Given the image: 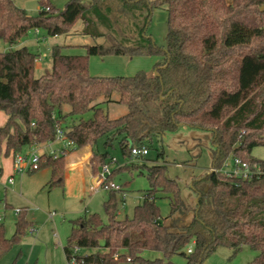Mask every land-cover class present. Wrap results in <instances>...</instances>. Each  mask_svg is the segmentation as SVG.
Listing matches in <instances>:
<instances>
[{
	"label": "trees",
	"instance_id": "16d2710c",
	"mask_svg": "<svg viewBox=\"0 0 264 264\" xmlns=\"http://www.w3.org/2000/svg\"><path fill=\"white\" fill-rule=\"evenodd\" d=\"M122 1L142 5L146 0ZM147 2L151 9L167 6L166 47L142 36L149 9L138 40L129 44L111 32L101 33L106 43L79 45L84 54L63 52L77 45L57 44L51 49V67L38 76L39 54L26 45L0 52V111L8 115L0 126V154L14 156L25 148L53 142L60 127L72 145L56 156L42 153L32 172L50 168L46 185L63 187L67 152L86 145L93 149L105 136L106 150L93 149L90 159L91 172L97 176L112 158L108 148L120 137L122 155L131 162L113 169L114 176L140 170L141 165L132 160L133 146L148 147L155 136L188 125L213 132L211 167H220L232 156L264 164V159L253 155L256 146L264 147V11L260 9L264 0ZM38 4L39 12L31 15L15 0H0V39L14 45L31 29H43L50 36L68 35L79 20L85 23L83 33L89 34L97 19L86 15H97L95 2L68 0L61 9L51 0H38ZM114 55H160L163 62L133 75L90 72L92 56ZM115 92L128 111L112 118L99 99L109 101ZM88 112L92 115L86 118ZM143 167L140 173L146 174L150 186L132 217L118 218L117 190L110 189L104 203L107 221L98 213L71 221L64 246L69 264H148L152 260L141 255L147 249L163 253L164 258L153 260L155 264H175L171 258L178 252L186 264H203L219 246L230 247L233 254L249 246L258 254L247 264H264V174L239 180L210 171L194 179L198 196L194 216L182 230L174 231L161 221L156 198L159 192L166 194L169 216H173L182 206L181 187L167 175L166 164ZM32 227L22 209L10 238L0 222V258ZM75 247L96 250L74 253Z\"/></svg>",
	"mask_w": 264,
	"mask_h": 264
},
{
	"label": "rangeland",
	"instance_id": "374dc122",
	"mask_svg": "<svg viewBox=\"0 0 264 264\" xmlns=\"http://www.w3.org/2000/svg\"><path fill=\"white\" fill-rule=\"evenodd\" d=\"M51 1L61 9L68 0ZM83 1L95 2L97 5V15L86 13L89 17L97 16V19L93 20L89 34L83 33L85 26L83 20H79L68 35L50 36L43 29H38V32L35 31L36 29H31L14 45L0 39V52L26 45L30 50L39 54L36 65L40 61L43 69L50 68L51 49L57 44L106 43V37L98 34L108 32L126 40L129 44L133 43L139 38L140 28L144 24L149 9L152 10L151 15L146 20L142 36L150 37L156 45L166 47L168 37L166 5L152 6L151 9L148 0L142 5L140 2L131 4L122 0ZM15 2L31 15H36L39 12L38 0H15ZM78 31L81 33L76 34ZM65 49L84 50L81 46L65 47ZM96 58L105 64L104 68L115 75H133L141 70L151 71L156 63L163 62V57L160 55L133 58L114 55ZM98 69L100 68L98 67ZM92 71L95 69L93 68ZM40 72L41 70L36 66V75H39ZM118 98L119 94L115 92L109 101H105L104 98L99 99L102 107L112 118L120 117L128 111L126 105L118 102ZM65 109L67 110L68 107ZM91 115L92 112H88L85 117ZM213 136L211 130L182 125L175 131L167 132L165 136H155L149 143L146 158L133 160L141 165L140 170H144L145 164H166L167 175L178 181L181 187L182 206L176 214L169 216L170 204L166 194L159 192L156 198L161 209V221L174 231L182 230L194 216L198 196L192 187V182L211 171ZM105 140V136L101 137L93 149L103 153L106 150ZM119 140L120 137L115 138L113 146L108 148L110 156L115 157L118 161L111 165L112 168L119 167L126 161L120 150ZM60 144L62 143L57 140L53 146L54 149H60ZM40 147L42 148V146ZM82 148H77L66 154L67 164L63 187L50 188L45 185L50 177V168L46 171L39 170L6 177V166L2 167V155L0 156V222L4 223L6 236L10 238L15 231V223L18 218V215L14 213L15 208L27 212L28 218L33 220L36 225V229L31 228L19 242L13 244L3 254L0 264H69L64 253V246L71 232V221L88 213H98L104 221L108 220L104 203L109 198L110 188L101 182L94 184L91 180H87V176L79 168L68 166V163L73 159L72 156L82 153ZM159 152H163V154L160 155ZM71 153L72 155H70ZM253 155L264 159V147L256 146L253 149ZM140 170L119 171L114 176L111 174L108 178L122 186V190H117L118 218L120 219L132 217L135 206L142 203L145 190L150 186L146 174H141ZM99 174L94 176L97 177V181ZM10 177L13 178L12 181H9ZM190 247H192L191 244ZM95 250L96 248L93 247L81 248L80 253L87 254ZM257 254L258 252L249 246H244L236 254H233L230 247L219 246L211 256L205 259L203 264H247ZM141 255L152 260L148 264H155L153 260L164 258L163 253L157 250L147 249ZM171 260L175 264H186V258L180 252L174 254ZM120 264L134 263L122 261Z\"/></svg>",
	"mask_w": 264,
	"mask_h": 264
},
{
	"label": "built area",
	"instance_id": "2783aa9c",
	"mask_svg": "<svg viewBox=\"0 0 264 264\" xmlns=\"http://www.w3.org/2000/svg\"><path fill=\"white\" fill-rule=\"evenodd\" d=\"M39 60V59H38ZM60 141L62 143L59 151L52 150L49 154L58 155L62 153L67 147L72 145V141L66 140L63 134V130L60 127H57L56 130V139L55 141ZM148 147H132L133 159L141 158L148 154ZM40 155L35 147H32L30 152H18L13 156V169L16 173L23 175L24 173H31L32 171L38 168V162L40 160ZM117 159L112 157L111 160L101 166V172L98 176V182L109 187L110 189L121 190L122 186L119 183H116L112 180H109V176L112 174L114 168L111 165L117 163ZM131 160H127V163ZM211 171L221 172L229 178L239 179V180H251L260 177L264 174V164L260 162H249L242 159L239 156H232L225 160L220 167H212ZM13 178L10 177L9 181H12ZM97 189V187H95ZM21 211L20 208H15L14 213L19 214ZM1 219V217H0ZM191 251V249H189ZM80 252V248L75 247L74 253ZM74 260V259H73Z\"/></svg>",
	"mask_w": 264,
	"mask_h": 264
},
{
	"label": "crops",
	"instance_id": "0c3cea01",
	"mask_svg": "<svg viewBox=\"0 0 264 264\" xmlns=\"http://www.w3.org/2000/svg\"><path fill=\"white\" fill-rule=\"evenodd\" d=\"M228 1V0H227ZM232 0H229L228 2H231ZM36 32H38V30H35ZM81 33V31H78V32H76V34H80ZM73 35L75 34V33H72ZM67 43H63V44H60V45H66ZM68 44H71V43H68ZM82 44H84V43H82ZM81 43L80 44H78V43H72L71 45H77V46H72V47H79V45H82ZM70 47V46H69ZM72 47H70V48H72ZM11 49V48H10ZM63 52H65V53H75V54H84L85 53V49L84 50H80V49H78V50H75V49H71V50H66L65 48L63 49ZM96 57H98V56H92L91 58H90V72L93 74V75H111V74H113V75H115L114 73H112L111 71H109L107 68H104V66H105V64H103L102 62H99L98 60H96V59H98V58H96ZM42 62H40V61H38V64L36 65L37 66V69H39V70H41V72L39 73V75L41 74V73H43V70H45L46 68H48V67H45V69H43V67H42ZM98 67L100 68V69H98ZM93 68L95 69V71H92L93 70ZM97 68V69H96ZM99 70V71H98ZM117 75H120V74H117ZM123 75H125V74H123ZM38 76V75H37ZM7 118H8V115L4 112V111H0V126H3L5 123H6V121H7ZM60 142V141H59ZM56 144V141H53V142H50V143H46V144H43V145H38V146H35V148L37 149V151H38V153L39 154H42V153H50L52 150H55V151H59V149L58 150H56V149H54V145ZM40 146H42V148L40 147ZM61 146H62V144H60V148H61ZM3 147H4V145H3ZM31 149L32 148H25L24 150H23V152L24 153H26V152H30L31 151ZM83 151H82V153H80L79 155H75V156H72V160L68 163V166L70 167V168H72V167H77V168H79L82 172H83V174L84 175H86L87 176V180H91L92 182H94V184H97L98 183V181H97V177H94V175L92 174V172H91V166H90V159H91V156H92V151H93V149H92V147L91 146H89V145H86V146H84L83 148ZM76 150V149H75ZM74 151V150H73ZM72 151V152H73ZM2 155V161H1V163H2V167H3V165H5L6 166V170H5V176L7 177V176H9V175H12V176H15L16 174H18V173H16L15 171H14V169H13V154L11 153L9 156H6V155H4L3 153L2 154H0V156ZM70 155H72V153L70 154ZM6 162H7V165H6ZM125 163H127V160L125 161ZM124 163V164H125ZM67 164V163H66ZM124 164H122V165H124ZM121 165V166H122ZM117 168V167H116ZM48 168H44V170L43 169H41L42 171H46ZM115 169V168H114ZM41 171V172H42ZM3 172H4V169H3ZM50 175V177H49V179L47 180V182L50 180V178H51V169H50V173H49ZM47 182H46V184H47ZM45 184V185H46ZM28 213L26 212V215H27ZM27 219L29 220V221H31L32 223H33V227L32 228H34V229H36V225L34 224V222H33V220H31V219H29L28 218V215H27ZM65 253V252H64ZM66 256V255H65ZM67 259V258H66Z\"/></svg>",
	"mask_w": 264,
	"mask_h": 264
},
{
	"label": "water",
	"instance_id": "95a60500",
	"mask_svg": "<svg viewBox=\"0 0 264 264\" xmlns=\"http://www.w3.org/2000/svg\"><path fill=\"white\" fill-rule=\"evenodd\" d=\"M261 11H264V4L261 6ZM197 200H198V198H197Z\"/></svg>",
	"mask_w": 264,
	"mask_h": 264
}]
</instances>
